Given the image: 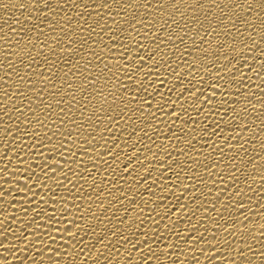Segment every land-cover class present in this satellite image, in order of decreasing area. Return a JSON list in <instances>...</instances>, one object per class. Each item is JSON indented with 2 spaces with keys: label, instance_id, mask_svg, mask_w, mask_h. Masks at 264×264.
Returning <instances> with one entry per match:
<instances>
[{
  "label": "bare ground",
  "instance_id": "obj_1",
  "mask_svg": "<svg viewBox=\"0 0 264 264\" xmlns=\"http://www.w3.org/2000/svg\"><path fill=\"white\" fill-rule=\"evenodd\" d=\"M0 264H264V0H0Z\"/></svg>",
  "mask_w": 264,
  "mask_h": 264
}]
</instances>
